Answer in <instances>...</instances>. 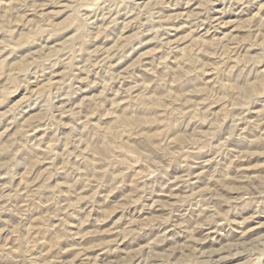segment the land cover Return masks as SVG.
<instances>
[{
	"label": "rangeland",
	"instance_id": "rangeland-1",
	"mask_svg": "<svg viewBox=\"0 0 264 264\" xmlns=\"http://www.w3.org/2000/svg\"><path fill=\"white\" fill-rule=\"evenodd\" d=\"M0 264H264V0H0Z\"/></svg>",
	"mask_w": 264,
	"mask_h": 264
}]
</instances>
